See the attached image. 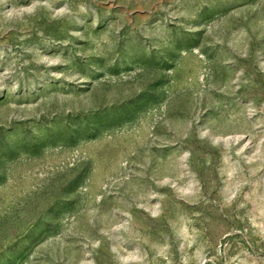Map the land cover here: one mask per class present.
<instances>
[{"label":"rangeland","instance_id":"1","mask_svg":"<svg viewBox=\"0 0 264 264\" xmlns=\"http://www.w3.org/2000/svg\"><path fill=\"white\" fill-rule=\"evenodd\" d=\"M0 264H264V0H0Z\"/></svg>","mask_w":264,"mask_h":264}]
</instances>
